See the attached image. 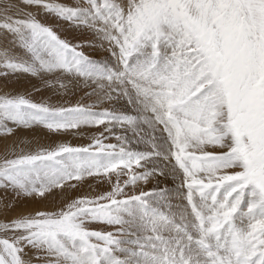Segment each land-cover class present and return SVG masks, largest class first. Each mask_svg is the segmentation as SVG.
<instances>
[{
    "label": "snow or ice",
    "instance_id": "1",
    "mask_svg": "<svg viewBox=\"0 0 264 264\" xmlns=\"http://www.w3.org/2000/svg\"><path fill=\"white\" fill-rule=\"evenodd\" d=\"M20 3L38 11L0 0V76L82 84L96 99L61 107L0 95V133L104 125L109 135L5 155L0 191L12 199L0 197L3 211L89 177L111 190L5 216L0 264H264V0ZM40 13L91 40L62 39ZM96 42L114 65L85 54ZM120 100L131 112L91 111Z\"/></svg>",
    "mask_w": 264,
    "mask_h": 264
},
{
    "label": "rangeland",
    "instance_id": "2",
    "mask_svg": "<svg viewBox=\"0 0 264 264\" xmlns=\"http://www.w3.org/2000/svg\"><path fill=\"white\" fill-rule=\"evenodd\" d=\"M62 3L71 4L72 0H59ZM10 3L19 5L22 10L37 12L35 8L25 9L24 5L20 3V0H10ZM42 23L50 25L54 30L61 36L62 39H67L73 43H87L91 40V33L82 32L66 22H59L51 15L40 13L37 15ZM3 41L0 40V44ZM107 45L102 48L99 42H96L93 47H85L83 50L86 55L94 60L107 62L109 65L115 64V59L111 56L110 52L107 50ZM108 59H107V58ZM110 58V59H109ZM47 79V78H46ZM36 89H39L37 91ZM86 89L81 85H75L70 83L67 90H58L57 88L48 87L43 80L32 77L27 74H16L14 76L2 77L0 76V95H25L34 102H46L54 106L61 107H74L79 102L85 106L94 104L95 97L89 99L85 92ZM118 109L120 112H131V109L126 103L120 101H114L113 103H103L96 107H92L93 112H102L105 109L111 111L113 108ZM9 127H14L9 124ZM104 125L99 127H88L81 126L78 129H71L67 131L51 132L42 126H34L29 129L25 128H15L14 132L10 136H5L0 133V159L5 155H10L12 151L20 152H34L39 148L53 149L58 145L65 144L71 147H87L93 143V138L99 136L101 132H104ZM116 135L123 134V130L120 127L114 129ZM109 133L104 132V136H108ZM131 136V133H128ZM103 143L116 144L115 138L104 139ZM113 175V180H115V174ZM127 177L121 178V183ZM160 180V187L167 186L169 182V189L173 188L171 178L165 180L163 177L158 178ZM163 179V180H162ZM152 182V183H151ZM149 184L139 185L140 188L145 190H151L156 184V180H152ZM76 184L75 189H55L52 194L48 195L47 199H23L16 202L14 208L3 211L4 200H0V220H3L5 216L12 218L20 214H28L34 212L37 209L43 210H56L63 206L70 199H74L81 196L95 197L104 192L111 190V185L105 180L103 183L100 182L98 178L89 177L83 181H72ZM151 185H154L153 187ZM150 186V187H149ZM152 187V188H151ZM175 187V185H174ZM139 188L137 189V191ZM126 191L131 194L133 192L132 188L126 189ZM0 197H4L6 200L12 199V193H5L0 191Z\"/></svg>",
    "mask_w": 264,
    "mask_h": 264
},
{
    "label": "bare ground",
    "instance_id": "3",
    "mask_svg": "<svg viewBox=\"0 0 264 264\" xmlns=\"http://www.w3.org/2000/svg\"><path fill=\"white\" fill-rule=\"evenodd\" d=\"M107 58V57H106ZM108 59V58H107ZM110 59V58H109ZM121 102L122 103H125V101L124 100H121ZM164 178V177H163ZM170 178V177H169ZM161 180V179H160ZM163 180V179H162ZM170 182V181H169ZM169 182H168V184H167V187H169ZM152 183V182H151ZM172 184H173V182H172ZM155 185V184H154ZM154 185H151L152 187L154 186ZM150 187V186H149ZM151 187V188H152ZM172 187H174V184H173V186Z\"/></svg>",
    "mask_w": 264,
    "mask_h": 264
}]
</instances>
